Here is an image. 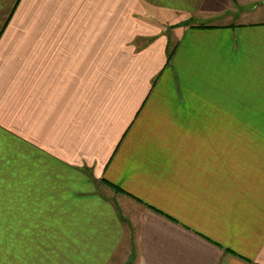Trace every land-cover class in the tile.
<instances>
[{"label": "crops", "instance_id": "crops-1", "mask_svg": "<svg viewBox=\"0 0 264 264\" xmlns=\"http://www.w3.org/2000/svg\"><path fill=\"white\" fill-rule=\"evenodd\" d=\"M0 264H264V0H0Z\"/></svg>", "mask_w": 264, "mask_h": 264}, {"label": "rangeland", "instance_id": "rangeland-1", "mask_svg": "<svg viewBox=\"0 0 264 264\" xmlns=\"http://www.w3.org/2000/svg\"><path fill=\"white\" fill-rule=\"evenodd\" d=\"M192 21L191 20H188L186 23H191Z\"/></svg>", "mask_w": 264, "mask_h": 264}, {"label": "trees", "instance_id": "trees-1", "mask_svg": "<svg viewBox=\"0 0 264 264\" xmlns=\"http://www.w3.org/2000/svg\"><path fill=\"white\" fill-rule=\"evenodd\" d=\"M169 57V56H168ZM170 57H171V54H170Z\"/></svg>", "mask_w": 264, "mask_h": 264}]
</instances>
